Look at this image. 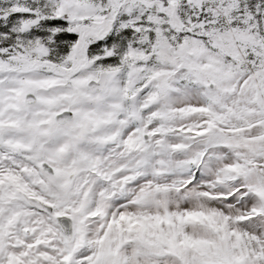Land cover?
Returning <instances> with one entry per match:
<instances>
[{
	"label": "snow or ice",
	"instance_id": "obj_1",
	"mask_svg": "<svg viewBox=\"0 0 264 264\" xmlns=\"http://www.w3.org/2000/svg\"><path fill=\"white\" fill-rule=\"evenodd\" d=\"M0 264H264V0H0Z\"/></svg>",
	"mask_w": 264,
	"mask_h": 264
}]
</instances>
